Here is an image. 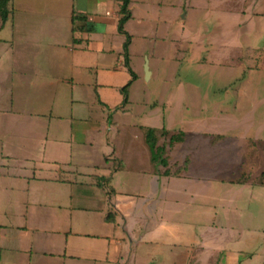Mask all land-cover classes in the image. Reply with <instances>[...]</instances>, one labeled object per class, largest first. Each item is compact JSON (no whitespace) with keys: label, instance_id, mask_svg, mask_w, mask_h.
<instances>
[{"label":"crops","instance_id":"obj_1","mask_svg":"<svg viewBox=\"0 0 264 264\" xmlns=\"http://www.w3.org/2000/svg\"><path fill=\"white\" fill-rule=\"evenodd\" d=\"M165 1L173 3L129 0L131 18L121 33L123 0H11L8 21L0 20V85H9L12 103H29L23 109L31 112L26 113L33 121L54 116L53 102L63 97L61 86L71 92L66 98L70 99L68 109L80 90L90 105L85 121H100L111 101L104 91L114 85L115 72L124 71L128 37V53L134 46L130 23L135 9L146 7L143 11L150 13L149 7ZM75 15L84 20L74 25ZM158 31L159 27L153 28L149 34L156 36ZM148 43L153 49L148 57L154 56L157 42ZM153 75L150 72V78ZM70 113L72 117V109ZM3 130L0 139L6 140L11 129L4 126ZM34 130L32 143L38 145L29 149L43 151V159H25L33 161L35 171L27 205L31 213L21 216L15 228L21 237L32 235L31 251L58 264H218L223 253L232 251L227 231L241 227L242 209L248 206L245 195L251 202L261 195L255 191L261 185L253 179L238 185L232 182L239 177L226 179L197 171L189 152L182 162L190 160L188 170L166 176L167 169L159 173L131 170L122 147L108 143L105 129H43L39 140L38 129ZM211 135L196 133L195 139L202 138L204 147L195 150L211 151L214 157L217 148L222 151L236 145L220 134L222 139L216 142ZM118 153L121 158L113 157ZM130 178L140 184L138 195L130 192ZM12 240L14 245L16 237Z\"/></svg>","mask_w":264,"mask_h":264},{"label":"rangeland","instance_id":"obj_2","mask_svg":"<svg viewBox=\"0 0 264 264\" xmlns=\"http://www.w3.org/2000/svg\"><path fill=\"white\" fill-rule=\"evenodd\" d=\"M149 8L150 13L143 11L146 7L135 9L130 23L134 46L127 60L123 56L125 72L116 71L114 85L104 91L111 101L100 121H85L90 105L80 90L73 96L70 117V99L66 98L71 92L64 86V98L53 102L54 116L33 121L26 113L31 112L23 109L29 103H12L9 85H0V134L4 126L11 129L6 140L0 139V264H58L31 251L32 235L21 237L15 228L21 216L31 213L27 205L35 171L30 160L43 159V151L29 149L38 143H32L34 129H38L36 140L43 129H105L108 143L122 147L133 171L174 170V164L181 165L189 152L199 172L226 179L249 174L259 181L264 171V0H173ZM156 27L158 33L150 36ZM148 42H157L154 56L148 57L153 50ZM239 47L244 49L242 61L238 60ZM147 63L154 73L149 80ZM127 84L128 103L124 105L121 88ZM147 129L157 130L154 143L148 142ZM203 132L223 135L227 143L236 145L222 151L217 148L213 157L211 151L199 149L204 147L202 138L195 137ZM181 137L184 141L176 140ZM132 180L130 192L138 195L140 184ZM255 191L261 195L252 202L245 195L248 206L242 209V225L227 231L232 251L223 253L218 264H264V187L256 186ZM15 237L13 245L10 239ZM235 241L242 244L237 247Z\"/></svg>","mask_w":264,"mask_h":264},{"label":"trees","instance_id":"obj_3","mask_svg":"<svg viewBox=\"0 0 264 264\" xmlns=\"http://www.w3.org/2000/svg\"><path fill=\"white\" fill-rule=\"evenodd\" d=\"M10 1L11 0H0V20L2 21V23H6L9 19V16L11 15V10L9 8ZM128 7H129V0H123V4L121 6L122 17L119 20V31L121 33H125L124 32V24L128 21L129 18H131V13H130ZM83 20H84L83 17L80 15H75L73 17L74 25H76L79 22H82ZM75 28L73 29L74 31L76 30ZM80 28L82 30H85V28H83V27H80ZM130 41H131V37H128L127 42H126L125 47H124L126 60L128 59V45H129ZM126 65H128L127 62H126ZM129 71H130V69H129ZM132 76H133V74H132ZM129 87H130V84H127L125 87H123L121 89V91L125 95L124 103H123L124 105H126L128 103L127 91H128ZM96 98H97V102L102 104L98 94H97ZM156 133H157V130H155V129H147L146 130L145 135H146L148 142L154 143L156 141V138H154V135H156ZM163 134L164 135L167 134V131L165 129H163ZM221 139H222L221 136L214 137V141H216V142L221 140ZM176 140H178L179 142H182L183 137L178 138ZM189 164H190V160L186 159L182 165H175V166H173L174 170L167 169L164 174L166 176H179L182 172H186L188 170ZM251 180H252V178L249 174H242L237 180L233 181L232 183L238 184V185H243V184H245ZM252 181H254V180H252ZM255 184H259L261 186H264V171L261 173L259 181H255ZM106 220H109V217H107Z\"/></svg>","mask_w":264,"mask_h":264},{"label":"water","instance_id":"obj_4","mask_svg":"<svg viewBox=\"0 0 264 264\" xmlns=\"http://www.w3.org/2000/svg\"><path fill=\"white\" fill-rule=\"evenodd\" d=\"M145 70H146V78H150V71L148 70V64L145 65Z\"/></svg>","mask_w":264,"mask_h":264}]
</instances>
